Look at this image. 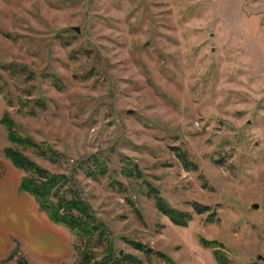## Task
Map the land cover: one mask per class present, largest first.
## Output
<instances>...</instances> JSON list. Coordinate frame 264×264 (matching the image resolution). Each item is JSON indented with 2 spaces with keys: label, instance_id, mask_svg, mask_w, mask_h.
Wrapping results in <instances>:
<instances>
[{
  "label": "rangeland",
  "instance_id": "374dc122",
  "mask_svg": "<svg viewBox=\"0 0 264 264\" xmlns=\"http://www.w3.org/2000/svg\"><path fill=\"white\" fill-rule=\"evenodd\" d=\"M5 118L90 203L93 261L264 264V0H0Z\"/></svg>",
  "mask_w": 264,
  "mask_h": 264
},
{
  "label": "trees",
  "instance_id": "16d2710c",
  "mask_svg": "<svg viewBox=\"0 0 264 264\" xmlns=\"http://www.w3.org/2000/svg\"><path fill=\"white\" fill-rule=\"evenodd\" d=\"M8 128V138L15 144V146L4 147V156L8 158L11 163L23 172L20 178L18 189L32 195L38 208L45 212L47 217L54 223L63 225L73 235H75L80 243L77 245V254L79 261L77 264H123V257L115 256L112 260L110 257H103L98 261H93V257L87 253L86 245L95 237L102 234L100 225L92 213V208L87 200H84L70 187H65L67 184V176L64 173L50 172L47 168L39 165L35 160L26 155L19 147H34L30 137L21 136L13 129L14 123L10 119L0 120ZM42 156L45 151L42 150ZM181 160L188 164V160L184 153H180ZM47 158L54 160L53 155ZM105 166L97 165L94 170L89 168L87 174L96 175L97 173H104ZM149 194H152L155 200V205L164 215H166L175 224L184 225L190 218V214L186 211L176 209L168 204V202L158 194L154 188L150 189ZM193 208L202 213L209 210V205L201 204L199 202L192 203ZM17 245L18 241L13 240ZM82 245V246H80ZM137 248H141L139 243H135ZM79 246V247H78ZM17 250L12 252L5 258V260L12 259L14 256L17 264H30L23 254H16ZM108 255L112 253L111 248L107 249ZM166 258L165 255H162ZM216 259L225 264L226 260L221 255H216ZM131 262L134 264H141L138 260L132 257ZM125 261V260H124ZM169 261V259H168ZM171 262V261H169ZM172 264V263H169Z\"/></svg>",
  "mask_w": 264,
  "mask_h": 264
},
{
  "label": "crops",
  "instance_id": "0c3cea01",
  "mask_svg": "<svg viewBox=\"0 0 264 264\" xmlns=\"http://www.w3.org/2000/svg\"><path fill=\"white\" fill-rule=\"evenodd\" d=\"M22 171L4 155L0 144V264H17L14 256L5 258L17 245L35 264H57L72 254L70 231L52 222L32 195L18 189Z\"/></svg>",
  "mask_w": 264,
  "mask_h": 264
},
{
  "label": "water",
  "instance_id": "95a60500",
  "mask_svg": "<svg viewBox=\"0 0 264 264\" xmlns=\"http://www.w3.org/2000/svg\"><path fill=\"white\" fill-rule=\"evenodd\" d=\"M253 207H257V203H253V205H252ZM147 251H150V249H147Z\"/></svg>",
  "mask_w": 264,
  "mask_h": 264
}]
</instances>
